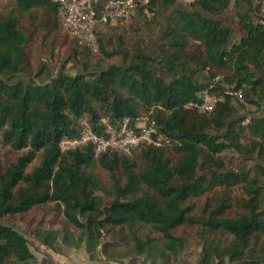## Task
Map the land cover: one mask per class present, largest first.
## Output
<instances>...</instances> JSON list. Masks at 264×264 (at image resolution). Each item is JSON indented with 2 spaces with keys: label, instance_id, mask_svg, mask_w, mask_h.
<instances>
[{
  "label": "trees",
  "instance_id": "16d2710c",
  "mask_svg": "<svg viewBox=\"0 0 264 264\" xmlns=\"http://www.w3.org/2000/svg\"><path fill=\"white\" fill-rule=\"evenodd\" d=\"M178 2L149 0L153 26L159 10L167 14L158 59L147 55L144 39L128 45L124 35L111 32L98 33L97 52L80 45L63 29L59 7L50 0H13L0 15V141L26 150L15 163L0 165V264H37L28 236L50 250L59 241L84 244L92 260L100 249L109 262L137 256L169 262L185 249V240L175 235L182 226L233 237L226 246L208 242L202 264H212L213 257L264 264V166L258 165V174L246 167L236 171L223 157L229 151L264 154V25L256 23L261 6L237 0L231 28L220 20L230 0H192L187 9H174ZM146 16L140 9L139 18L110 30L131 29ZM236 30L243 33L237 41ZM61 31L78 45L82 72L61 73L44 84L20 79L30 68L31 37ZM96 53L102 62H93ZM113 57L119 64L105 66ZM216 79L211 93L221 101L215 109H187ZM234 101L256 110L241 116ZM141 117L168 143H143L129 155L96 156L92 144L61 149L63 140L78 138L84 119L101 132L103 120L116 125L130 119L133 126ZM237 185L244 198L236 218L226 217L225 195L214 210L193 215L192 200ZM42 207L50 208L52 228L29 231L17 224V217ZM60 223L61 230H53ZM143 228L159 238L141 237ZM107 236L117 240L103 244Z\"/></svg>",
  "mask_w": 264,
  "mask_h": 264
},
{
  "label": "rangeland",
  "instance_id": "374dc122",
  "mask_svg": "<svg viewBox=\"0 0 264 264\" xmlns=\"http://www.w3.org/2000/svg\"><path fill=\"white\" fill-rule=\"evenodd\" d=\"M13 0H0V15L6 14L10 10V3ZM190 0H180L174 9H187ZM237 0H230L231 8L220 17V20H224L228 27L234 28L232 19L234 18L233 8ZM145 19H140L137 21L131 29L111 31L110 28H103L101 32L106 34H112L115 37L117 34L124 35L126 42L131 44L134 40L142 38L146 41V53L152 58L158 59L160 56V48L162 45V36L164 30V22L166 20L167 14L161 9L159 10V23L157 26H153L152 17ZM139 18V17H138ZM137 19L134 18L133 21ZM26 22V21H24ZM27 24V22H26ZM25 25V24H24ZM139 28V32L134 29ZM118 32V33H117ZM243 33L236 30L234 40H240ZM32 43L30 46V68L26 73H20L18 77L24 80L26 83L36 82L44 84L57 77L59 74L64 73L67 75H75L78 72H82L81 64L79 59H77L74 53L78 45L69 35L61 31L60 33L46 36L43 34L33 35L31 37ZM113 47L108 46V50L111 51ZM93 62H102V57L96 53L92 56ZM120 60L118 57H113L112 59H106L105 66L119 64ZM167 80L171 77L166 73H161ZM219 79L223 80L224 76H220ZM239 102L234 101V106L239 108V115H249L255 112L256 108L251 107L246 104V108H240ZM259 113L258 115H261ZM247 122V121H246ZM245 122V123H246ZM24 151H16L11 147L4 146L0 141V165L6 167L10 164L16 162L17 158L20 157ZM223 157L226 161L228 168L234 170H240L242 167L248 169H253L258 174V165L264 166V154L263 156L254 155L253 158L250 156H242L233 151L225 152ZM38 158L33 162L28 171L38 164ZM107 179L104 178V181ZM243 186L237 185L227 190L226 188H218L200 197L198 199L192 200L190 203L194 205L193 215L201 216L204 210L209 213L211 210L218 205V201L221 197L225 195L230 200V208L225 210L227 218H236L239 214L243 212L240 207V203L244 198ZM17 224L21 227L28 229L29 231H34L37 228H52L53 216L50 213L49 207H42L35 209L26 216L17 217ZM61 223L56 225L53 230L60 231ZM74 238H79V234L73 232ZM141 237L151 236L159 238V235L152 232L149 228H143L139 234ZM176 236L181 237L185 240V249L181 254L172 258L169 262L164 260H152L148 259L146 256H137L131 258H125L122 262H109L102 256L100 249L96 252L95 260H92L86 251L85 245L76 243L73 247L65 246L61 241L57 244L56 250H50L44 246L40 241L35 239L33 236H28L30 241V249L32 253L37 258V264H202L201 256L204 247L208 242H213L214 244H220L222 246L229 245L233 241V237L218 233H210L207 230L195 226H182L176 233ZM62 238V236H61ZM111 236H107L103 240V244L115 242ZM264 244V238H263ZM264 248V245H263ZM264 250V249H263ZM264 253V252H263ZM223 261L225 264H239L236 261H231L230 257L219 259L213 257L212 264H221Z\"/></svg>",
  "mask_w": 264,
  "mask_h": 264
},
{
  "label": "built area",
  "instance_id": "2783aa9c",
  "mask_svg": "<svg viewBox=\"0 0 264 264\" xmlns=\"http://www.w3.org/2000/svg\"><path fill=\"white\" fill-rule=\"evenodd\" d=\"M59 7L62 27L80 45H85L93 52L98 51V33L103 28L126 25L138 17L140 9L150 17L147 10L149 0H50ZM261 6V16L257 24L264 25V0H257ZM100 10L102 14L100 16ZM104 34V33H103ZM218 79L199 93L200 102H191L187 109H195L200 113L212 112L221 101L212 95ZM228 94H232L228 92ZM83 128L75 139H65L60 146L62 151H68L92 144L96 156L107 151H118L131 154L143 143L160 146L166 138L158 133L154 123L148 126L147 117H141L131 126L130 119H124L116 125L103 120L101 132L95 131L87 119L82 121Z\"/></svg>",
  "mask_w": 264,
  "mask_h": 264
},
{
  "label": "water",
  "instance_id": "95a60500",
  "mask_svg": "<svg viewBox=\"0 0 264 264\" xmlns=\"http://www.w3.org/2000/svg\"><path fill=\"white\" fill-rule=\"evenodd\" d=\"M201 12H202V11H201ZM202 13H203V12H202ZM101 14H102V11L100 10V16H101ZM204 14H205V13H204ZM205 16H209V15L205 14ZM10 227H12L13 230H14L16 233H18L20 236H22V237H26V234H25L23 231H21V230L15 228V227H13V226H10ZM55 264H58V263H55Z\"/></svg>",
  "mask_w": 264,
  "mask_h": 264
},
{
  "label": "crops",
  "instance_id": "0c3cea01",
  "mask_svg": "<svg viewBox=\"0 0 264 264\" xmlns=\"http://www.w3.org/2000/svg\"><path fill=\"white\" fill-rule=\"evenodd\" d=\"M180 1V0H179ZM192 0L189 1V3L191 2ZM179 3V2H178Z\"/></svg>",
  "mask_w": 264,
  "mask_h": 264
}]
</instances>
